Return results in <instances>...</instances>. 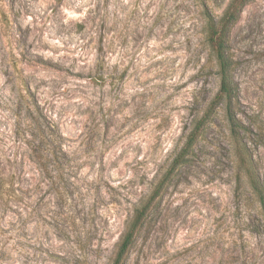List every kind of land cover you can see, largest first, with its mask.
<instances>
[{
    "label": "rangeland",
    "instance_id": "rangeland-1",
    "mask_svg": "<svg viewBox=\"0 0 264 264\" xmlns=\"http://www.w3.org/2000/svg\"><path fill=\"white\" fill-rule=\"evenodd\" d=\"M230 1L0 0V264H112L147 200L125 264H264L222 105L165 178L219 89L205 8L219 19ZM229 45L264 181V0L246 4ZM37 123L52 143L37 144Z\"/></svg>",
    "mask_w": 264,
    "mask_h": 264
},
{
    "label": "trees",
    "instance_id": "trees-1",
    "mask_svg": "<svg viewBox=\"0 0 264 264\" xmlns=\"http://www.w3.org/2000/svg\"><path fill=\"white\" fill-rule=\"evenodd\" d=\"M249 1L231 0L219 19L212 16L211 11L207 7L205 8V40L216 60L217 72L220 77L219 89L213 99L208 103L202 116L199 118L194 117L191 120L185 133V142L181 149L174 155L165 178L174 171L191 163L200 139L205 134L210 123L213 122L212 118L216 114L217 108L222 105L225 118L228 122L229 134L237 164V181L239 183L242 177L246 178L249 189L259 204V216L262 219V226L264 227V181L260 176L257 162L245 136L248 128L238 116L240 98L239 85L234 78L236 61L229 45L231 28L237 22L240 13ZM36 125L39 129V137L35 138L38 141L37 144L43 145L48 141L52 143V138L55 135L50 134L47 136V130L42 128L40 123ZM48 154V157L54 158L56 150L52 148ZM163 181L162 179L161 183ZM1 184L2 176L0 174ZM151 201H144L135 207L133 217L128 222L125 232L116 247L112 264H125L128 253L135 241L136 234L145 223L147 212L152 203Z\"/></svg>",
    "mask_w": 264,
    "mask_h": 264
}]
</instances>
